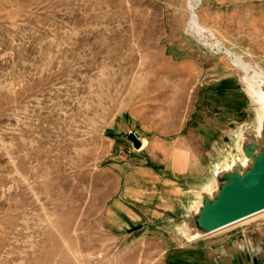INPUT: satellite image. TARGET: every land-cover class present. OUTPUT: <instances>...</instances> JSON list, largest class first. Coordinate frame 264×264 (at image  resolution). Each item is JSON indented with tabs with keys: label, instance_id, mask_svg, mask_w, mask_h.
Listing matches in <instances>:
<instances>
[{
	"label": "rangeland",
	"instance_id": "374dc122",
	"mask_svg": "<svg viewBox=\"0 0 264 264\" xmlns=\"http://www.w3.org/2000/svg\"><path fill=\"white\" fill-rule=\"evenodd\" d=\"M207 41L264 76V0H0V264H164L183 223L122 226L115 204L141 151L128 134L162 153L157 142L214 121L198 207L264 137L248 74ZM233 110L245 113L234 140Z\"/></svg>",
	"mask_w": 264,
	"mask_h": 264
},
{
	"label": "crops",
	"instance_id": "0c3cea01",
	"mask_svg": "<svg viewBox=\"0 0 264 264\" xmlns=\"http://www.w3.org/2000/svg\"><path fill=\"white\" fill-rule=\"evenodd\" d=\"M223 46L219 48L230 50ZM234 92L232 96H238L236 89ZM244 107L247 109L246 104ZM244 115L239 110L230 111L222 124L224 128L227 125L232 140V130L241 125ZM214 129V121L206 120L199 130H184L172 142L159 141L162 153L153 147L151 150L155 145L148 140L123 167L122 186L115 198L117 210L125 217L122 226L157 221L166 228L183 223L180 238H166L164 264H264V215L249 216L212 231H203L192 221L199 209V196L210 189L202 185L203 171H213L212 160L203 168L198 146L206 150L213 147ZM204 161L208 163L207 152Z\"/></svg>",
	"mask_w": 264,
	"mask_h": 264
},
{
	"label": "bare ground",
	"instance_id": "6f19581e",
	"mask_svg": "<svg viewBox=\"0 0 264 264\" xmlns=\"http://www.w3.org/2000/svg\"><path fill=\"white\" fill-rule=\"evenodd\" d=\"M196 1V0H195ZM194 3H191L190 30L199 35H203V26L199 23L194 12ZM212 32V31H210ZM210 49L214 52L226 55L229 60L239 69L245 71L249 77L250 93L257 96V102L264 107V76L261 69L245 61H236L233 53L225 51L207 41ZM264 126V125H261ZM247 155L250 157V164L244 170L241 163L228 164L224 170L218 171L216 177L220 183L219 198L216 203L207 200L201 211L196 214V221L201 227L213 229L212 219L219 215L220 209L225 210L232 216L234 204L237 199H242L244 194L255 189H259L264 184V137L258 144L256 138H248L246 142ZM199 210V209H198ZM198 212V211H197Z\"/></svg>",
	"mask_w": 264,
	"mask_h": 264
},
{
	"label": "water",
	"instance_id": "95a60500",
	"mask_svg": "<svg viewBox=\"0 0 264 264\" xmlns=\"http://www.w3.org/2000/svg\"><path fill=\"white\" fill-rule=\"evenodd\" d=\"M128 139L132 142V145L135 149H140L142 147V142L140 140L139 133L130 132L128 134ZM207 200L211 203H214L216 201V200L211 201L208 197H206L204 198L202 205L199 206V209L202 206H204ZM233 208H234V211L232 213L233 214L232 216H230L229 213H226L225 210L220 209L219 215H216V217L212 219V224L214 226L213 229L201 227L197 223L196 221L197 212L196 214H194L192 221L196 223L199 229L203 231H212V230L221 228L223 226H226L228 224H231L240 219H244L254 214H257L261 211H264V184L259 189H255L253 191L245 193L242 199H237Z\"/></svg>",
	"mask_w": 264,
	"mask_h": 264
}]
</instances>
